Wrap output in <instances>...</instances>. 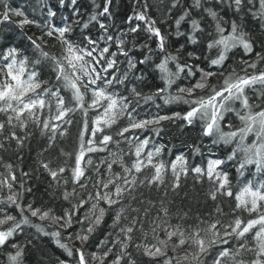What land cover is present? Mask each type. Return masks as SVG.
Instances as JSON below:
<instances>
[{
	"label": "snow or ice",
	"instance_id": "snow-or-ice-1",
	"mask_svg": "<svg viewBox=\"0 0 264 264\" xmlns=\"http://www.w3.org/2000/svg\"><path fill=\"white\" fill-rule=\"evenodd\" d=\"M111 4L92 0L84 19L78 0H57V5L42 0L43 18L36 19L11 0H0V28L10 25L8 33L18 29L27 41L20 47L0 39V153L15 143L16 158L22 160L20 150L34 135L32 129H38L47 142L42 155L71 127L78 128L75 152L60 150L63 164L38 161L50 177L52 199L67 205L59 212L35 200L25 202L32 189L25 188L22 177L31 174L21 171L18 177L17 166L0 155L4 264H23L26 245L16 237L26 227L63 251L66 258L57 257V264H264V39L257 41L221 10H231L241 21L250 14L264 22V0H190L174 19L176 37L185 39L174 52L144 0L141 10L127 19L142 21L157 47L139 45L147 49L139 59L133 55L138 45L126 37L140 31V24L127 32L113 30L105 19L112 16ZM57 6L71 10L70 22L62 13L61 24L54 22ZM181 7L182 0H171L168 12ZM90 25L97 28L95 36ZM184 25L188 27L181 31ZM31 27L38 34L25 31ZM201 43L208 53L203 60L186 48ZM235 50L248 58L229 65ZM138 65H151L163 86L150 94L137 90L134 81L143 80ZM157 99L186 107L160 114ZM141 100L145 107L155 104L157 113L141 116ZM177 120L198 124L201 139L225 146L226 157L210 155L190 164L181 152L165 161L166 146L138 134L159 135L163 122ZM188 147L194 156L203 155L200 144ZM98 153L106 155L94 160ZM228 162L238 177L235 187L223 167ZM190 174L196 183L208 184L203 211L193 213L170 199ZM143 188L162 190V195L146 198ZM104 224V238L88 251Z\"/></svg>",
	"mask_w": 264,
	"mask_h": 264
},
{
	"label": "trees",
	"instance_id": "trees-1",
	"mask_svg": "<svg viewBox=\"0 0 264 264\" xmlns=\"http://www.w3.org/2000/svg\"><path fill=\"white\" fill-rule=\"evenodd\" d=\"M190 0H182L181 9L173 10L171 14L168 12V5H170L171 0H147L150 5L148 9V14L157 20V26L161 28L162 33L166 37V44L169 51H175V48L179 44L185 43L184 38H178L175 35V24L174 19L176 15L182 10L183 6H186ZM48 3L52 5H57V0H48ZM96 3H102V0H96ZM144 3V0H139V6L137 5V0H112L110 6V11L112 13L111 18H105L106 22L112 26L113 30L122 29L127 32L129 27H135L137 23L140 24V31L135 34L129 33L126 39L130 42H135L138 47L133 51V55L138 59L142 58V53L146 54L147 49L140 48L139 45L147 43L153 50L156 49V39L149 38L148 34L144 31V24L142 21H136L135 19L131 22L128 21V17L133 15L134 10L140 11ZM78 4L81 10V16L87 19L88 13L92 11V0H78ZM11 5L13 7L22 8L30 18L42 19V0H11ZM222 14L225 18H234L238 20L244 27V30L249 31L253 38L257 41L264 39V30L261 29V24L264 23L259 19L253 18L252 15H245L244 19L241 21L238 17H235L231 10L224 9L221 6ZM58 15L55 18V23L57 25L61 24V13L63 16L69 17V22L72 19L71 10L68 8L59 9L57 6ZM196 16V13H193ZM188 26L184 25L181 31H184ZM12 28L10 25H5L0 28V39L5 42L16 43L20 47H25L27 41L21 36L18 29L13 28L11 33H8V29ZM25 31L31 35L32 33H37L38 30L35 27L26 28ZM79 29H77V34H79ZM93 36L97 33V28L94 25H90L88 30ZM131 46V45H129ZM187 51H195L197 55L201 56L203 60L204 56L207 55V50L204 44L199 45H186ZM259 50V49H257ZM203 53V55H202ZM244 57L242 50H235L231 54V59H229L228 64L232 65L234 62L239 61ZM123 59V58H121ZM156 62H158V59ZM196 62V61H192ZM201 66H205L201 64ZM239 67V65H236ZM139 75L143 73L142 81H134L137 90L142 91L144 94H150L155 91L157 86H163L159 78V73L154 71L151 65H138ZM186 83V81H183ZM133 84H129L128 87L131 88ZM175 91V88L172 89ZM250 96L253 95L251 91L248 93ZM155 104H160L159 109L160 114H171L174 111H183L186 106L183 105H164L159 99L155 101ZM155 104L151 102L145 107L144 102L141 100V116L145 114H155L157 113V108ZM123 126V122L121 124ZM115 130V129H114ZM34 135L29 141L25 142L23 149L20 150V155H22V160H17V153L15 151V143H13L12 148L7 153H0L3 155L5 160H11V162L17 166V176L20 177L21 171L29 172L31 177H22L25 181V188H31V193H25V202L35 200L36 204H47L48 206L55 207L57 212L61 210L62 207H67L60 200H53L51 197L52 189L49 188L51 183L48 174L39 167L38 161L51 160L52 167H56L64 163L65 157L61 156L60 150L63 149L64 152L74 153L76 150V137L78 128L73 126L69 129V134L65 137L60 138L59 142L54 149H48L44 151L41 155L42 149L47 147V142L44 138L39 135L38 129H32ZM199 125L189 126L183 121L177 120L175 122L165 121L162 123L161 131L159 135L152 132L138 133L141 138L144 135L152 136L153 142L157 145L164 144L166 146L163 153V159L165 161H171L176 155L183 152L189 157L190 164H200L202 160H206L210 155L213 158H225L228 149L225 146L217 145L213 147L211 141L207 138L201 139ZM190 144H200L202 156L193 155L191 149L188 147ZM121 147L124 151H128L126 144H122ZM106 155V153L93 154V159L97 160L99 157ZM72 161H70L71 163ZM225 170L230 172L232 177L233 186L235 187L237 183V174L232 162H228L223 166ZM251 167V166H250ZM3 169L0 168V172ZM145 175L148 174L146 171ZM168 179L171 180V175L169 174ZM243 179V178H239ZM18 187V185H17ZM208 184H198L195 182L194 175L190 174L186 179L181 180V189L178 194L170 193V199H174L176 205H182L185 210L191 208L193 213L197 210L203 211L205 208L204 199L205 193L207 192ZM142 191L146 198H155L157 195H162V190L157 193L155 189L149 190L148 188H143ZM185 193H187V198H185ZM199 201V203H198ZM207 206H211V202L207 203ZM13 214L15 211L13 210ZM110 223V220L108 221ZM108 231L107 224L101 225V227L94 234L93 238L90 240V246L88 251H94L95 245L99 243L100 240L104 238V234ZM16 239L23 245H26L25 255L23 259V264H57V257L65 259L63 251L56 247L55 244L47 237H43L36 233L35 229L26 227L23 234H20ZM28 241H31L29 244ZM75 247H79V242L74 243ZM0 264H4V257L0 254Z\"/></svg>",
	"mask_w": 264,
	"mask_h": 264
}]
</instances>
